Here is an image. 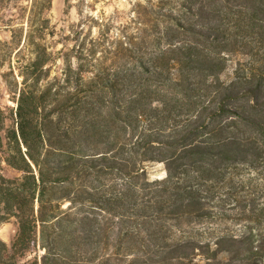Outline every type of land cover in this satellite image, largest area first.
Returning <instances> with one entry per match:
<instances>
[{
	"label": "trees",
	"instance_id": "trees-1",
	"mask_svg": "<svg viewBox=\"0 0 264 264\" xmlns=\"http://www.w3.org/2000/svg\"><path fill=\"white\" fill-rule=\"evenodd\" d=\"M182 7L197 21L149 7L141 32L99 56L49 49L35 6L29 50L0 41L16 103L10 125L0 105V154L20 173L0 171L13 255L40 245L28 264H264V0ZM230 57L246 63L224 81Z\"/></svg>",
	"mask_w": 264,
	"mask_h": 264
},
{
	"label": "rangeland",
	"instance_id": "rangeland-1",
	"mask_svg": "<svg viewBox=\"0 0 264 264\" xmlns=\"http://www.w3.org/2000/svg\"><path fill=\"white\" fill-rule=\"evenodd\" d=\"M191 0H50V6L46 0H0V41L10 43L12 36L16 37L14 49L23 48L29 50L25 43L29 33L37 32L36 26L30 27L32 9L42 11L45 19L49 20L46 32V46L52 51H64L78 45L83 50L94 49L98 56L104 49H113L111 43L120 33L136 34L144 27L138 19L147 21V8H161L174 17H179L183 23L197 21L192 14L184 11L183 5H188ZM187 3V4H186ZM197 9L198 4H191ZM188 7V6H187ZM34 12V11H33ZM105 37L103 43L98 41ZM108 39V40H106ZM226 70L221 75L224 81L233 77L237 61L246 63L245 58L230 57ZM110 63V62H109ZM61 63L53 69V75L57 74ZM0 70V105L9 116L8 125L12 123V114L15 112L16 103L12 95L6 89L1 78ZM0 171L7 178H18L20 173L8 167L0 154ZM154 177L164 175L162 166L157 165L152 170ZM17 234V223L14 218L7 221L0 220V264H24L32 263L36 259L40 261L44 253L40 245L27 252L25 256L13 255L11 246Z\"/></svg>",
	"mask_w": 264,
	"mask_h": 264
}]
</instances>
